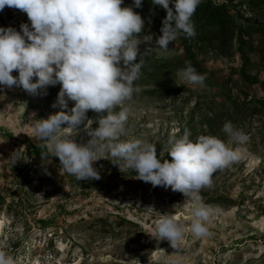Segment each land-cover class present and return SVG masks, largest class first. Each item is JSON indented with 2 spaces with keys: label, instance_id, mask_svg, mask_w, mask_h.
Here are the masks:
<instances>
[{
  "label": "rangeland",
  "instance_id": "374dc122",
  "mask_svg": "<svg viewBox=\"0 0 264 264\" xmlns=\"http://www.w3.org/2000/svg\"><path fill=\"white\" fill-rule=\"evenodd\" d=\"M213 1L226 3L237 25L233 31L198 35L192 41L194 60L179 37L167 51L158 47L163 21L152 0H142L139 8L124 0L122 7H133L144 20L138 34L140 53L171 65L144 60L134 81L139 91L115 109L129 110L120 139L151 143L162 160L171 161L168 140L185 129L193 141L212 135L243 150L240 161L218 170L213 186L201 191L204 203L220 209L207 225L211 235L196 237L188 231L178 251L172 248L158 261L143 257L146 248L159 252L170 244L154 237L161 214H184L181 220L188 227L192 202L180 192L135 179L131 169L120 171L108 154L94 162L99 180L78 181L66 173L47 143L33 138L35 119L62 110L59 83L36 95L0 86V219L24 232L35 227L34 234L42 237L62 230L69 263L73 257L75 264H162V259L177 264H264V0ZM22 23L31 27L26 13L7 6L0 11V27L21 31ZM236 26L244 32L243 48ZM145 36L151 41H144ZM186 61L206 76L203 85H190L178 75ZM12 74L18 76L17 71ZM72 107L74 101L68 100L64 111ZM100 115L106 113L89 110L78 129L61 134L86 143L90 137L85 125L92 120L91 128H97ZM229 121L249 136L244 145L234 144L222 131ZM42 147L51 158L37 155Z\"/></svg>",
  "mask_w": 264,
  "mask_h": 264
},
{
  "label": "clouds",
  "instance_id": "9594fccd",
  "mask_svg": "<svg viewBox=\"0 0 264 264\" xmlns=\"http://www.w3.org/2000/svg\"><path fill=\"white\" fill-rule=\"evenodd\" d=\"M123 2L0 0V11L6 6L18 9L26 13L31 23V27L22 23L21 31L0 27V86L20 87L36 95L47 86L61 85L58 105L62 110L46 119H35L33 138L45 141L61 167L78 181L99 180L94 162L108 154L120 171L131 169L136 173L135 179L153 187L170 188L189 198L192 219L187 228L175 219V214L167 213L161 214L155 226L154 237L167 240L178 251L187 231L196 237L211 235L207 225L220 209L204 203L201 191L213 186L212 177L218 170L240 161L243 150L212 135H199L193 141L190 131L185 129L182 136L169 138V161L158 158L157 148L151 143L120 139L125 134L129 110L115 109L130 100L134 91H139L134 88V81L139 79L145 63L142 58L145 53L141 54L138 47L144 20L133 7H122ZM133 2L136 8L142 6V0ZM152 3L167 13L160 29L162 35L156 39L160 49L167 51L181 34L186 38L196 35L192 17L201 0H152ZM151 39L143 37L146 42ZM178 75L190 85H203L206 79L197 73L191 61L185 62ZM68 100L74 101L70 112L64 111ZM89 110L106 115L99 116L95 129L91 128L92 120H88L85 131L90 139L86 143H77L74 137L61 134L78 129ZM222 131L236 145L249 140L230 121L225 122ZM3 249L0 242V264H17L16 258ZM160 250L162 258L165 251ZM162 264L177 262L162 259Z\"/></svg>",
  "mask_w": 264,
  "mask_h": 264
},
{
  "label": "built area",
  "instance_id": "2783aa9c",
  "mask_svg": "<svg viewBox=\"0 0 264 264\" xmlns=\"http://www.w3.org/2000/svg\"><path fill=\"white\" fill-rule=\"evenodd\" d=\"M37 229L25 231L16 227L14 222L6 221L0 242L8 254L17 260V264H75V259L68 261L62 230L58 233L35 235ZM25 235V237H24ZM64 245L65 248L61 246Z\"/></svg>",
  "mask_w": 264,
  "mask_h": 264
},
{
  "label": "trees",
  "instance_id": "16d2710c",
  "mask_svg": "<svg viewBox=\"0 0 264 264\" xmlns=\"http://www.w3.org/2000/svg\"><path fill=\"white\" fill-rule=\"evenodd\" d=\"M153 7L159 9L158 11L161 15L159 18L163 21L167 15L166 10L159 5L153 4ZM233 19H235V17H233V15L231 14V9L226 3L217 4L213 0H201L200 5L197 7V10L192 17L196 35L193 38H186L183 34L179 36L180 43L182 47H184L185 53L190 54L195 60L197 56H195V54L193 53L192 41L197 39L196 37L198 35H201L203 37L210 34L209 32L215 30H217L218 33L233 31L234 25H237L236 20L234 21ZM236 27L238 29L236 39L238 40L240 47L243 48L246 43L244 40V32H242L243 29L241 27ZM250 27L251 26H248L247 29H250ZM142 58L147 61H154L156 64L163 65L164 67H169V65H171V62L160 61L156 59L152 60L149 56L145 55H143ZM36 153L37 155H41L46 159L51 158V154L46 148H39L37 149Z\"/></svg>",
  "mask_w": 264,
  "mask_h": 264
},
{
  "label": "bare ground",
  "instance_id": "6f19581e",
  "mask_svg": "<svg viewBox=\"0 0 264 264\" xmlns=\"http://www.w3.org/2000/svg\"><path fill=\"white\" fill-rule=\"evenodd\" d=\"M167 214H175V219H176L178 222L184 224V222L181 220V216H185L184 214H176V213H173V212H171V211H168ZM5 223H6L5 220L0 219V236H1L2 232H3V229H4V225H5ZM184 225H185V224H184ZM186 228H187V227H186ZM187 232H188V231H187ZM187 232H186V233H187ZM186 233H185V234H186ZM61 247H62V248H65L64 245H62ZM162 249H163V250L165 251V253H166L167 251H169L170 249H172V247H171V245L169 244V245H165ZM151 253H152V254H151ZM165 253H164V254H165ZM150 254H151V256H150ZM160 254H161V250L158 252L157 250H154V249H151V248H146V249H144V250L142 251V254H141V255H142L143 257H145V256H150V257L153 259V261H158V259L160 258ZM78 264H81V263L79 262ZM147 264H149V263H147Z\"/></svg>",
  "mask_w": 264,
  "mask_h": 264
}]
</instances>
